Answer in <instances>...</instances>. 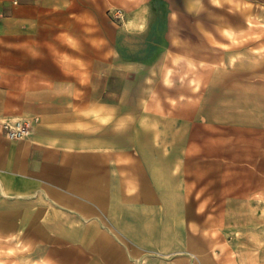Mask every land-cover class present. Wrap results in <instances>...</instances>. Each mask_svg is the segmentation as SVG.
<instances>
[{"label": "crops", "instance_id": "1", "mask_svg": "<svg viewBox=\"0 0 264 264\" xmlns=\"http://www.w3.org/2000/svg\"><path fill=\"white\" fill-rule=\"evenodd\" d=\"M168 1L0 0V117H39L25 138L0 126V264H81V248L92 261L97 246L136 264L117 242L181 240L176 227L193 218V205L170 177L169 156L147 140L130 152L126 135L114 140L106 131L128 128V106L113 100V76L122 81L128 69V32H163L156 17L171 15ZM192 5L185 0L183 9ZM113 8L127 15L124 24H113ZM150 209L152 232L129 228L128 213ZM201 257L235 264L231 255Z\"/></svg>", "mask_w": 264, "mask_h": 264}, {"label": "rangeland", "instance_id": "2", "mask_svg": "<svg viewBox=\"0 0 264 264\" xmlns=\"http://www.w3.org/2000/svg\"><path fill=\"white\" fill-rule=\"evenodd\" d=\"M192 4L185 10V0H169L171 15L156 17L166 24L156 36L128 32L125 79L113 76V100L128 106V128L106 131L114 140L126 135L130 152L147 140L169 156L170 177L191 201L193 218L176 227L181 240L117 244L136 264L187 256L200 264L211 254L264 264V0ZM111 18L115 26L128 19L120 8ZM97 248L90 261L82 247L81 264L125 260Z\"/></svg>", "mask_w": 264, "mask_h": 264}, {"label": "built area", "instance_id": "3", "mask_svg": "<svg viewBox=\"0 0 264 264\" xmlns=\"http://www.w3.org/2000/svg\"><path fill=\"white\" fill-rule=\"evenodd\" d=\"M1 22V14H0ZM39 121L38 116H25L20 118H1L0 126L5 134L12 139H20L32 133L34 125Z\"/></svg>", "mask_w": 264, "mask_h": 264}, {"label": "bare ground", "instance_id": "4", "mask_svg": "<svg viewBox=\"0 0 264 264\" xmlns=\"http://www.w3.org/2000/svg\"><path fill=\"white\" fill-rule=\"evenodd\" d=\"M128 216L129 222L132 223L129 228L137 233L147 234L152 232L155 228V217L152 209L146 211L145 214L140 215L128 213ZM106 246L110 245L107 243Z\"/></svg>", "mask_w": 264, "mask_h": 264}]
</instances>
